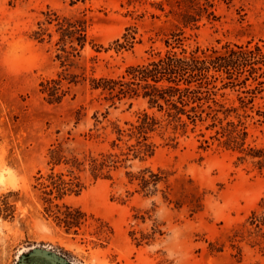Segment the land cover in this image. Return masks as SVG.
Here are the masks:
<instances>
[{
  "label": "rangeland",
  "instance_id": "obj_1",
  "mask_svg": "<svg viewBox=\"0 0 264 264\" xmlns=\"http://www.w3.org/2000/svg\"><path fill=\"white\" fill-rule=\"evenodd\" d=\"M149 1L0 0V264H264V156L205 146L210 121H160L144 154L129 133L146 101L91 88L164 50L173 19ZM213 2L186 46L264 40V0ZM50 172L81 190L54 199Z\"/></svg>",
  "mask_w": 264,
  "mask_h": 264
},
{
  "label": "trees",
  "instance_id": "obj_2",
  "mask_svg": "<svg viewBox=\"0 0 264 264\" xmlns=\"http://www.w3.org/2000/svg\"><path fill=\"white\" fill-rule=\"evenodd\" d=\"M127 1L135 4L146 0ZM149 4L173 19V28L161 39L164 50L153 52L143 63L129 65L117 77L92 79L91 88L99 90L112 104L135 97L146 101L147 109L138 113L129 133L144 154L153 150L148 137L161 125L160 121L181 134L189 124L195 127L197 122L210 121L205 129L213 133L204 139L205 146L210 139L224 149H248L245 155L260 158L261 163L262 149L247 143L250 134L246 120L253 119V124L264 129V40L189 47L185 44L186 30L197 28L203 16L216 18L213 0H153ZM134 40L135 32L126 27L113 41V48H128ZM94 170L92 175L98 176ZM47 186L54 199L81 190L79 183L54 172L48 175ZM261 202L264 207V196Z\"/></svg>",
  "mask_w": 264,
  "mask_h": 264
},
{
  "label": "clouds",
  "instance_id": "obj_3",
  "mask_svg": "<svg viewBox=\"0 0 264 264\" xmlns=\"http://www.w3.org/2000/svg\"><path fill=\"white\" fill-rule=\"evenodd\" d=\"M171 255V254H170Z\"/></svg>",
  "mask_w": 264,
  "mask_h": 264
}]
</instances>
